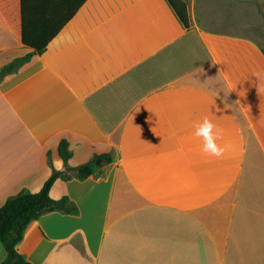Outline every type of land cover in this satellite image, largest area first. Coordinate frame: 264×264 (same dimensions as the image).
Returning a JSON list of instances; mask_svg holds the SVG:
<instances>
[{"label": "crops", "instance_id": "obj_1", "mask_svg": "<svg viewBox=\"0 0 264 264\" xmlns=\"http://www.w3.org/2000/svg\"><path fill=\"white\" fill-rule=\"evenodd\" d=\"M0 0V207L69 167L113 161L50 195L77 214L32 221L31 264H264V0ZM250 12L253 16L246 15ZM220 130V157L195 124ZM0 248V264L6 258Z\"/></svg>", "mask_w": 264, "mask_h": 264}, {"label": "trees", "instance_id": "obj_2", "mask_svg": "<svg viewBox=\"0 0 264 264\" xmlns=\"http://www.w3.org/2000/svg\"><path fill=\"white\" fill-rule=\"evenodd\" d=\"M168 1L185 27L189 28L190 21L186 3L182 0ZM21 32L23 44L32 48L34 52L25 57L18 58L3 67L0 71V81L4 76L18 71L35 53H44L49 42L55 36V33L46 36L42 34L30 36L24 24ZM59 155L66 165V171L53 169L51 176L39 192H21L9 198L0 207V245L3 246L7 254L1 264H31L19 253L17 246L23 240L25 230L32 221L37 220L43 214L49 212L57 211L65 214L78 213V208L68 197H63L59 200H54L51 197L50 191L58 179L72 180L75 178L84 181L96 174L103 165L113 161L111 154L95 155L88 163L71 168L68 163L72 157V152L66 140L60 143Z\"/></svg>", "mask_w": 264, "mask_h": 264}, {"label": "clouds", "instance_id": "obj_3", "mask_svg": "<svg viewBox=\"0 0 264 264\" xmlns=\"http://www.w3.org/2000/svg\"><path fill=\"white\" fill-rule=\"evenodd\" d=\"M218 125L209 117H204L195 124V136L203 140V152L220 157L223 155L224 148L217 143L220 138Z\"/></svg>", "mask_w": 264, "mask_h": 264}, {"label": "rangeland", "instance_id": "obj_4", "mask_svg": "<svg viewBox=\"0 0 264 264\" xmlns=\"http://www.w3.org/2000/svg\"><path fill=\"white\" fill-rule=\"evenodd\" d=\"M246 15H248V16H253V14H252V13H250V12H246ZM0 248H3V246H2V245H0Z\"/></svg>", "mask_w": 264, "mask_h": 264}]
</instances>
